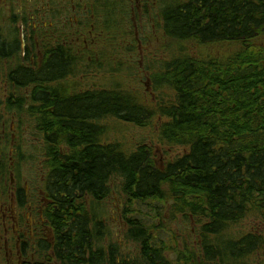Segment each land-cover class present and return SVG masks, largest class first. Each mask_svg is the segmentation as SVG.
<instances>
[{
	"label": "trees",
	"instance_id": "trees-1",
	"mask_svg": "<svg viewBox=\"0 0 264 264\" xmlns=\"http://www.w3.org/2000/svg\"><path fill=\"white\" fill-rule=\"evenodd\" d=\"M157 5L166 57L146 103L116 83L70 93L63 82L79 76L80 58L69 49L52 54L48 69L6 75L19 89L36 88L0 104V185L11 163L6 118L24 114L42 141L24 155L30 163L41 155L51 264H264V0ZM126 19L129 29L110 28L131 36L124 49L117 44L125 54L135 39ZM107 120L157 124L159 144L178 153L161 162L144 142L126 149L108 141ZM113 192L123 201V239L135 245L130 255L113 241Z\"/></svg>",
	"mask_w": 264,
	"mask_h": 264
},
{
	"label": "flooded vegetation",
	"instance_id": "flooded-vegetation-1",
	"mask_svg": "<svg viewBox=\"0 0 264 264\" xmlns=\"http://www.w3.org/2000/svg\"><path fill=\"white\" fill-rule=\"evenodd\" d=\"M122 2L0 0V77L6 81V94L0 104L17 102L22 94L32 96L36 88L30 83L19 89L15 79L8 82L6 75L20 68L48 69L52 54L59 49L64 56L69 49L76 59L87 56L89 61H96L102 57L109 67L115 39L118 38L117 44L122 41L127 45L129 41L113 34L117 28L112 27L114 23L129 29V8L121 13ZM103 47H107L105 53ZM93 64L97 66L96 62ZM101 66L106 64L101 62ZM10 168V181L0 185V264H51L50 228L44 218V197L37 188L40 179H17L15 166Z\"/></svg>",
	"mask_w": 264,
	"mask_h": 264
},
{
	"label": "rangeland",
	"instance_id": "rangeland-1",
	"mask_svg": "<svg viewBox=\"0 0 264 264\" xmlns=\"http://www.w3.org/2000/svg\"><path fill=\"white\" fill-rule=\"evenodd\" d=\"M128 4V17L130 16L133 28L135 29V39L132 46L134 51L125 54L122 50H119L117 47L118 38H116L114 51L117 57L110 60L111 65L114 67L113 69L110 68V63L108 67L107 62L105 60L102 61V57L96 61H94L95 58H92V65L86 57L80 58L75 66L79 72V76L74 78L69 77L66 79L67 82H63V86L70 93L85 91L87 89H98L105 87L106 84L111 85L116 83L126 92L131 89L133 94L138 96L139 102H147L146 98L150 94V89H152L151 75L154 72H158L160 61L166 57L162 51V43L159 39L161 36L155 28L156 21L154 18L155 14L156 16L158 15L159 10L157 0H138V9H136L135 0H128ZM139 14H142L140 19L137 18ZM120 34L121 31L118 33V36ZM124 37L125 41L131 38V36ZM125 45V42H123V49ZM103 50L105 53L107 47H103ZM94 62H96L97 66H94ZM101 62L104 65L106 64V66H101ZM82 71L84 72L83 74H81ZM5 82L4 76L0 77V99H3L4 94H6ZM151 102L153 104V97H151ZM6 119L14 135L11 149L15 151L12 155L9 154V156L12 158V163H15V173L18 175V179L23 180L25 178L29 180V178L33 177L34 179H39L40 152H38L34 163H30L31 160L26 161L24 153L40 149L42 145L40 135L28 125L29 117L27 115L22 114L21 120L9 116ZM17 119L18 121H16ZM120 123H118V120L105 121L107 132L104 138L106 140L121 141L126 149H133L136 144L144 142L154 149L157 160L161 162L166 159H173L177 155L179 148H165L159 144L157 124L142 128L132 123L128 124L125 122L124 125H120ZM15 129L18 131L16 132ZM114 195V200L109 203L110 226L114 230L113 241L116 238L122 254L130 255L132 251H135V245L123 239L122 232L125 227L121 219L123 201L118 197L116 192H114ZM174 230H176L175 227ZM166 237L167 234L165 233L164 238ZM176 242H179L178 237L173 242L168 241L172 246H175Z\"/></svg>",
	"mask_w": 264,
	"mask_h": 264
}]
</instances>
